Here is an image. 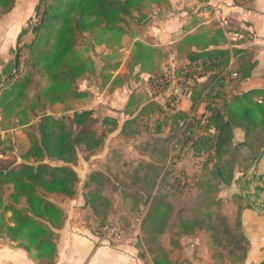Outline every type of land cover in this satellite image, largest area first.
I'll use <instances>...</instances> for the list:
<instances>
[{
  "label": "trees",
  "instance_id": "1",
  "mask_svg": "<svg viewBox=\"0 0 264 264\" xmlns=\"http://www.w3.org/2000/svg\"><path fill=\"white\" fill-rule=\"evenodd\" d=\"M15 1L0 0V17L13 8ZM149 2L168 4L169 1L39 0L38 19L31 29L33 35L23 48H17L18 71L0 81V130L6 132L20 126L28 140L19 155L20 160L9 156L6 149L0 150L3 154L0 158V237L33 251L38 264L56 261V229L66 219L61 199L74 196L80 183L74 168L78 149L96 153L110 131H99L87 122L93 108L77 107L82 99L91 95L90 90L79 88V81L94 78L100 89L129 87L133 77L154 72L165 52L162 47L135 40L132 53L123 62L125 71L114 74L121 65L120 60L105 58L97 68L92 56L79 54L77 47L83 37L90 46H113L126 37L137 36L150 16ZM216 24L199 25L170 45L178 55L183 54L190 60L209 61L207 67L212 74L206 81L196 84V90L214 81L219 86L225 85L223 78H218V71L228 65L231 53L239 54L234 69L238 77L248 78L254 65L250 53L226 47L225 34ZM22 51L25 57L21 62ZM55 104H61L63 109L71 112V122L47 112ZM156 112H162L158 101H145L131 90L124 104L127 118L123 120L120 132L123 133L130 123L142 126L143 118L148 122V116ZM164 116L172 115L166 113ZM213 121L216 132L206 146L213 147L214 152L204 163L201 173L200 199L194 200L186 211L176 214L173 225L177 237L189 236L196 230L206 231L210 256L216 264H243L249 245L241 231L244 198L238 192L231 196L237 206L229 219L222 213L223 200L216 193L221 185L232 183L241 161L246 162L241 171L249 169L264 145V77L261 87L235 94L228 91L217 105ZM101 123L117 125L116 118L110 116L103 117ZM163 123H157L156 131L161 130ZM236 129L243 132V148L234 140ZM170 137V134L164 138L159 136L153 142L136 146L147 156L140 164L143 173L140 187L133 186V172L126 173V182L117 180L122 199L130 198L132 208H138L143 191H151L158 180L164 181L166 174L172 172L170 166L166 168L160 163L168 157ZM210 161L211 166L207 167ZM113 177L95 169L88 173L84 183L90 187L84 197V206L94 215L95 232L102 223L110 220L113 200L103 194L102 188L116 189L117 177ZM145 197L148 202L145 200L142 239L153 264H172L159 238L167 231L173 204L160 195Z\"/></svg>",
  "mask_w": 264,
  "mask_h": 264
},
{
  "label": "crops",
  "instance_id": "2",
  "mask_svg": "<svg viewBox=\"0 0 264 264\" xmlns=\"http://www.w3.org/2000/svg\"><path fill=\"white\" fill-rule=\"evenodd\" d=\"M168 1V4L174 6L177 11L173 17L169 19L161 18L155 25L151 26L154 32L150 33L154 35L153 41L156 42L153 44L170 43L168 44L170 48L172 43L188 32L193 31L197 26L217 23L216 26L221 28L225 34L226 47L229 50L238 48L250 53L254 63L250 76L245 79L241 77L233 79L226 85L228 91L235 94L262 86L264 77V0H206L209 9L198 14H195L191 8H183L180 0ZM38 3L39 0H16L13 8L2 15L4 18L10 16V22L8 21V25L0 30V81L13 70L15 57L12 53L15 43H18L16 41L24 30L22 27L24 20L33 14ZM213 7L221 8L222 17L219 22L213 18L211 9ZM228 30L233 31L237 36L231 38L226 34ZM10 34H12V46L5 43V40L8 41ZM172 35L175 38L172 39ZM135 40L143 39L140 36H135L133 42ZM149 44L152 46L151 43ZM175 53L177 54L176 50ZM180 56H182L181 61L189 59L183 54H180ZM238 56L239 54L232 53L229 56L228 64H230L232 70L237 66ZM152 73L143 74L150 76ZM124 88H116L113 91H120L121 93ZM127 97L128 94L125 96L124 104ZM188 104L187 100H183L181 107H187ZM116 121L117 125L114 130L119 128L120 132L122 124L119 125V121L117 119ZM236 137H242L243 139L242 130H235L234 140ZM262 151L252 169L249 167L244 172H235L232 183L229 185L232 187L234 182L238 181L237 192L244 198L240 215L241 231L248 239L249 245L243 264H264V149ZM145 159H147V156ZM74 168L80 178V184L74 196L64 198L62 201L66 211V219L63 225L56 229L57 258L54 264H153L143 239H140L141 246L135 243L128 245L114 244L106 241L99 231H94V215L89 207L84 206V197L90 187L85 186L84 183L88 173L99 168H91L87 164L85 170L80 171V163ZM107 188V186L103 187L102 192L112 198L113 207L123 204L118 201L119 198L116 194L113 196L106 194L105 190ZM112 190L116 189L111 187L110 191ZM117 191L120 192L119 187H117ZM171 203L173 204V202ZM235 204L237 206V202ZM232 211L234 212V210ZM114 215L111 213L110 217ZM201 232L197 230L195 234L190 236L188 242L181 240L169 244L176 251L174 256L164 246L168 251L172 264H216L210 256L211 248L207 233L201 240ZM0 264H38V262L33 251H27L16 246L7 238L0 237Z\"/></svg>",
  "mask_w": 264,
  "mask_h": 264
},
{
  "label": "rangeland",
  "instance_id": "3",
  "mask_svg": "<svg viewBox=\"0 0 264 264\" xmlns=\"http://www.w3.org/2000/svg\"><path fill=\"white\" fill-rule=\"evenodd\" d=\"M153 2L148 3V8L150 11V16L146 19V21L141 25L140 33L137 36H140L143 40L148 41L152 44V46H161L163 52L161 59H160V66L157 68L159 70L162 67H167L171 69L174 65H176L182 56L177 55L175 53V49L169 48L168 44H153L156 43L153 41L155 38L152 33L154 32L151 26L155 25V23L161 19V17H153L151 15V4ZM39 5V3H38ZM38 10V6L35 8L33 14L29 16L28 19L24 20L23 24V31L20 34V38L17 39L13 49V57H15L16 53H18L17 48H23V44H26L30 38L33 35L32 26L36 23L38 19V15L36 14ZM10 16L9 17H2L0 18V30L4 29L6 25H8V21L10 22ZM5 24V25H4ZM2 25V26H1ZM152 32V33H150ZM18 35V33H17ZM17 37V36H16ZM12 34L9 35L8 41L5 40L6 45L12 46L11 43ZM172 39L175 38L174 35L171 37ZM101 45V44H100ZM100 45H94L90 46L89 42L87 41L86 37H83L80 41L79 46L77 47V52L79 54H87L92 56V58L95 61V64L97 68H99L103 64V60L105 58H109L111 60H120L121 65L119 68L114 71V74L117 72H124L125 71V65L123 62L126 60V58L132 53L133 51V38H124L119 45H113L110 46L108 44H104L103 46ZM160 47V48H161ZM9 53V50H8ZM109 56V57H108ZM25 57V53L22 51V55L20 56V60L22 62V59ZM15 59V58H14ZM151 75V74H150ZM148 75L147 74H140L137 77H133L131 80V83L129 87H125L121 93L120 91L116 92L111 90L109 87H104L103 89H100L99 86H96L94 78H87L79 81V88L80 89H88L91 91V95L87 98H84L80 101V103L77 105L78 108H93L92 115L88 118L87 122L92 124L97 130L105 129L110 130L106 137H110L105 141L104 145L101 147L99 151L96 153H89L87 151L82 150L81 148L78 149V160L77 164L80 163V171L85 170L87 164L90 165L91 168H99L102 170H105L106 172L110 173L113 178L115 176V183L114 185L116 187H119V183L117 180H124L126 179V173L133 172L135 175L133 176V186L140 187L142 185L141 178L143 177L142 170L140 168V164L144 161H141L143 158L145 159L146 156L141 154L137 148L136 145L140 143H150L156 140L159 136L164 138L168 137V131H165L164 128L167 126L173 127L170 124V118L169 116L165 118L164 115H166L165 109H163L162 105V112L160 113H153L148 116V122L146 118H143V124L142 126L138 127L136 124L130 123L126 126L125 131L123 133L119 132V128L114 130V125L107 124V123H101V120L105 116H110L111 118H116L119 121V125L122 124L123 120L127 118L126 114L124 113V101L126 94L129 95L131 90H134L135 92L139 93L142 98L146 101L150 100H156V94L151 90L148 82ZM129 90V91H128ZM125 95V96H124ZM159 102V101H158ZM48 113H52L56 116H62L67 119L68 122H71V112L63 109L61 104H55L51 108L47 110ZM168 114V113H167ZM164 123L161 124V130L156 131L157 123L158 122ZM167 121V122H166ZM166 122V123H165ZM77 129V128H76ZM239 131V130H237ZM160 133H162L160 135ZM171 139V137H170ZM235 142L239 145L240 148L244 147L243 139L242 137H236ZM170 144V140H169ZM28 145V140L23 132V129L20 126H15L14 128L10 129L9 131H3L0 130V150H5L8 152L9 156H15L17 160L19 159L20 153L25 149V147ZM118 146L117 148H115ZM264 146V145H263ZM262 146V147H263ZM261 147V148H262ZM213 149V147H211ZM101 151V152H100ZM168 151H170V146H168ZM214 151V150H213ZM1 154V153H0ZM3 155V154H1ZM95 156V157H94ZM154 160V158H152ZM141 161V162H140ZM181 159H177L176 161L168 157L161 160V164L166 165L167 167H171L173 170H180V168H185L186 171L189 173V175H186L187 177H190V179H193V189H188V191L180 192L177 190H171L169 188L170 185H168L167 181L158 180V184L156 183L154 189L151 191H143L139 200L138 208L134 209L131 207V201L130 198L127 200H123L122 193L116 190L110 191L111 187L107 186L108 188L105 190L106 194H111L112 196L114 194L117 195L119 198V202H122L123 204H118L116 207H112L110 210V214H115L113 217H110V219H126L128 220L129 224L133 223L138 226L137 234L134 237L133 243H135L138 246H141V240L143 238V228H142V219L147 207V199L145 195H147L149 198L150 196H163L168 198L171 202H173V211L174 214L171 216V219L169 220V223L166 227V232L163 233L160 236L161 243L167 247L168 250L171 251L172 255L174 256L176 251L170 246L171 242L174 241H185L188 242L191 235L195 234L196 231H194L189 236L184 237H177L179 235L176 234V231L174 229L173 220L176 216V213H180L183 211H186L188 207L192 204L194 200L200 199V190L201 187L199 186V183L201 181V173L204 169V164H197L194 160L190 159H184L181 162V165L178 164ZM210 163V164H209ZM206 166H211V161ZM254 163V162H253ZM252 165L250 166V169H252ZM163 165V166H164ZM246 165L245 161H241L240 165L236 167V172L238 170L241 171V169L244 168ZM173 175V174H172ZM171 175V176H172ZM186 182L187 180L184 179ZM117 182V183H116ZM190 182V180H188ZM80 184V183H79ZM78 184V187H79ZM238 181L234 182V185L232 187L221 185L219 191L216 193L218 197H221L223 202L221 203V209L222 213L229 217V219L232 218V215L235 211V201L230 203L232 201L231 196L235 194L238 191L237 187ZM145 193V195H143ZM148 198V200H149ZM60 199V198H59ZM61 199V201H63ZM147 202H146V201ZM62 203V202H61ZM140 218V221H137V219ZM206 231H202L200 236L201 240H203V236L205 235ZM170 244V245H169ZM178 252V251H177Z\"/></svg>",
  "mask_w": 264,
  "mask_h": 264
},
{
  "label": "built area",
  "instance_id": "4",
  "mask_svg": "<svg viewBox=\"0 0 264 264\" xmlns=\"http://www.w3.org/2000/svg\"><path fill=\"white\" fill-rule=\"evenodd\" d=\"M180 2L183 8H191L195 14L209 9L206 0H180ZM211 9L213 18L219 22L222 17L221 8ZM176 11V8L170 4H151L153 17L169 19L175 15ZM226 34L231 38L237 36L231 30H228ZM208 64L209 61L180 60L171 69L162 67L148 77L149 86L156 94V100L159 99L163 109L172 115L169 117L170 124L174 127L172 133L170 126L164 130L170 132L168 154L169 158L175 161L190 159L197 164H204L214 152L211 147L206 146L216 132L213 115L217 105L227 96L226 85L233 79H237L238 73L228 64L218 71V78H223L225 83L223 87L214 81L202 89H197L198 92H196L195 85L206 81L212 74V70L207 67ZM183 100L189 102L187 107H181ZM181 161L178 162L179 165ZM186 175L189 173L182 167L179 171L168 172L164 181L168 182L172 191L186 193L188 189L194 188L191 186L193 179ZM137 221H140V218ZM137 230L136 224H129L128 220L122 218L110 219L98 227L99 233L106 241L124 245L133 243Z\"/></svg>",
  "mask_w": 264,
  "mask_h": 264
},
{
  "label": "water",
  "instance_id": "5",
  "mask_svg": "<svg viewBox=\"0 0 264 264\" xmlns=\"http://www.w3.org/2000/svg\"><path fill=\"white\" fill-rule=\"evenodd\" d=\"M17 61H18V55H17V53H16L15 61H14V65H13V70H12V72H10L9 74H7V75L3 78V80H7V79H9L14 73H16V72L18 71V69H17ZM263 149H264V146L260 149V151H259V153H258V155H257V158H256L255 162L253 163V166H254V164L256 163V161L258 160V158H259V156H260V153H261V151H262ZM246 199H248V198L246 197Z\"/></svg>",
  "mask_w": 264,
  "mask_h": 264
}]
</instances>
